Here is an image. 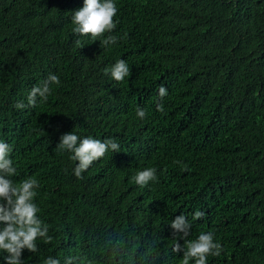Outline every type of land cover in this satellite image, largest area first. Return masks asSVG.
<instances>
[{
  "label": "trees",
  "instance_id": "16d2710c",
  "mask_svg": "<svg viewBox=\"0 0 264 264\" xmlns=\"http://www.w3.org/2000/svg\"><path fill=\"white\" fill-rule=\"evenodd\" d=\"M83 3L0 0V140L13 147L14 182H40L53 236L25 249L24 264H181L170 227L181 213L188 239L211 231L221 243L208 264H264V0H115L108 47L73 33ZM118 59L130 68L123 82L104 71ZM49 73L61 83L47 102L17 109ZM72 131L120 151L78 179V161L56 147ZM146 168L158 180L140 187L133 177Z\"/></svg>",
  "mask_w": 264,
  "mask_h": 264
},
{
  "label": "clouds",
  "instance_id": "9594fccd",
  "mask_svg": "<svg viewBox=\"0 0 264 264\" xmlns=\"http://www.w3.org/2000/svg\"><path fill=\"white\" fill-rule=\"evenodd\" d=\"M117 13L115 0H84L83 6L74 11L71 16L74 25L72 31L79 36H90L93 41L99 40L104 47L114 45L118 38L111 33L117 26L114 20ZM104 71L116 82H123L130 76L129 65L124 59H118ZM60 83L57 75L49 73L42 84L30 90L27 105L17 102L15 107L24 109L47 102L52 94V85L59 86ZM167 95L168 90L162 84L158 96L162 101ZM157 110L164 111L163 103L157 104ZM146 115L144 109L137 108L136 116L139 119H145ZM56 147L61 153L70 152V159L78 161L73 169L78 179H83L82 173L87 171L94 162L103 158L106 153L120 151V145L114 139L101 141L91 136L81 138L73 131L62 134ZM12 152L13 147L0 140V252L4 253L2 257L4 264H24L25 249L30 253H36L39 251L38 241L50 244L53 236L50 235L49 225L39 215L41 209L36 198L37 189L41 187L40 182L34 177L19 183L14 182L13 177L17 176L18 168L11 158ZM177 163L181 162L177 161ZM184 170H187L186 166ZM133 179L135 184L145 187L150 182L158 180L157 170L146 168L139 171ZM204 215V212L196 211L193 214V220L202 219ZM170 227L172 237L175 239L172 251L183 252L181 264H208L210 256L219 257L222 254L223 247L215 240L214 233L211 231L201 232L195 239H188L193 225L184 214L177 215L171 221ZM181 239L184 241L183 245L179 242ZM44 264H62V261L60 258L49 255L44 260ZM63 264H95V258L68 255L63 258Z\"/></svg>",
  "mask_w": 264,
  "mask_h": 264
}]
</instances>
